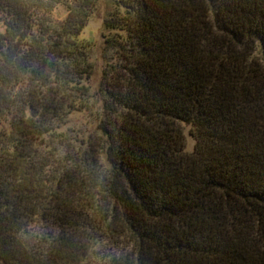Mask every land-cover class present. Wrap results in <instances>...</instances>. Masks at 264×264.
I'll use <instances>...</instances> for the list:
<instances>
[{
    "label": "trees",
    "instance_id": "trees-1",
    "mask_svg": "<svg viewBox=\"0 0 264 264\" xmlns=\"http://www.w3.org/2000/svg\"><path fill=\"white\" fill-rule=\"evenodd\" d=\"M97 1L0 0V264H264V0H111L95 80Z\"/></svg>",
    "mask_w": 264,
    "mask_h": 264
},
{
    "label": "rangeland",
    "instance_id": "rangeland-1",
    "mask_svg": "<svg viewBox=\"0 0 264 264\" xmlns=\"http://www.w3.org/2000/svg\"><path fill=\"white\" fill-rule=\"evenodd\" d=\"M111 9V0H98L90 19L81 32V38L93 45L91 60L96 67L95 80L99 78L101 68L104 64L101 57L103 38L106 36V32L104 31V20ZM56 16L63 19L65 14L60 10ZM1 31L2 26L0 25V32ZM94 125L90 113H73L68 117L67 122L62 126L60 131L65 133L66 138L69 140L75 139L76 141H84L87 137H90L91 133L94 131ZM183 127L186 145L185 151L191 153L195 145V140L189 133L190 127L185 125Z\"/></svg>",
    "mask_w": 264,
    "mask_h": 264
}]
</instances>
